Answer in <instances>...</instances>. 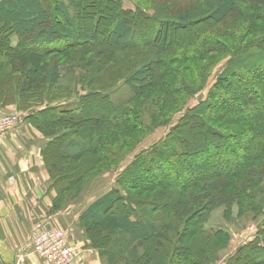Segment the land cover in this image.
I'll return each mask as SVG.
<instances>
[{
  "label": "trees",
  "instance_id": "obj_1",
  "mask_svg": "<svg viewBox=\"0 0 264 264\" xmlns=\"http://www.w3.org/2000/svg\"><path fill=\"white\" fill-rule=\"evenodd\" d=\"M96 1L98 5L91 18L83 21L79 0H0V55L9 60L0 63V76L1 72L6 71L5 76L0 79V105L4 107L14 104L17 111L24 112V120L38 129L48 140L41 157L57 188L58 208H62V204L67 205L81 192L82 186L69 191L70 194L67 196L72 185L76 183L79 185L78 181L86 175L97 177L98 168H94L96 165L105 164L110 167L111 163L115 162V169L119 167L123 157L112 148L109 150L105 148V144L111 141L106 135L123 130L136 134L144 132L142 127L145 125L142 126L141 122H138V118H141L140 113H136L129 106L132 99H136L144 89L163 88L166 90L163 95L165 98H170L168 95H176V102L171 100V105L178 106L180 101L185 103L193 98V95L200 93L204 86L199 81L193 92L185 83L180 85L179 79L177 87H163L162 82L169 78L171 70L160 68L166 59L153 61V55L160 56L172 43V34H168V30L172 28L178 33L180 27L188 26V12H184L180 15V23L177 26L167 19L150 17L155 19L156 23L154 29L149 31L155 33V39L161 34V42L154 47L157 52L150 54L151 57L144 55V59L140 60L142 66L121 80V84L132 94L131 100L114 104L110 99V92L115 86L107 90H84L83 94L74 95L76 101L72 103H68L70 100L65 101L70 99L69 96L44 99L45 93L58 81L61 73L47 67V74L41 82H38L39 79L32 80L31 74L34 69L26 71L24 65L19 66L15 63L21 59V53L60 55L78 48L91 52L93 48L97 49L100 44L104 45L106 42L112 47L117 46L120 51L133 50L149 43L155 46L151 39L150 42L148 38L147 41L142 40L143 27L136 22L139 16L143 15L148 19V15L138 6V0H134L136 5L133 11L125 9L121 0ZM196 1L205 2L198 12L203 16L206 14L205 17L213 23L224 21L237 8L249 10L251 13L247 18L250 23L247 28H252L255 21L264 22V0ZM191 10L193 13L197 12ZM105 13L109 14L111 19L105 18L106 15H103ZM242 16L247 17L245 13H242ZM103 18L111 20V28L101 35L98 33V26L100 19ZM131 19L135 21L131 23ZM244 30L246 31L245 28ZM14 35L19 42L16 46L11 44V37ZM27 35H30L31 39L25 42ZM196 44L199 46V43ZM215 44L218 45L216 41ZM208 51L200 52L206 56ZM222 51L223 47L218 54ZM212 52L209 53L214 55ZM231 55L233 56L229 57L216 78V84L208 91L207 97L193 108L185 110L165 141L158 147H152L147 154L150 159L142 161L140 155L143 154L140 152L141 154L134 156L131 162L124 166L115 182L122 187L125 195L121 196L116 188L110 189L109 192L97 197L81 213L79 220L89 242L99 255L105 258L107 264H145L147 261H150V264H206V262L214 264V256H210L207 244L187 246L183 243L184 229L188 226L193 227L188 231L189 237H185L186 240H195L198 234L208 238L225 239L228 234L222 233V229L210 231L205 228L206 209L230 208L240 204L246 196L249 205L256 208L254 201L259 194L264 193V187L261 189L264 186V35L249 45L238 44ZM166 61H172V64L175 62L172 59ZM46 95L48 97L49 94ZM94 105L99 108L104 106L105 112L100 111L96 114L89 111ZM195 118L209 119L219 124L217 128L211 124L207 125L206 122L202 124L205 128L202 139L207 145L205 148L207 151L210 150L211 154L198 152L195 155L200 154L199 157L193 156L195 158L187 162L184 140L177 132L182 122L192 125ZM224 128H232L237 133L230 135ZM238 139L241 142L236 143ZM76 162L78 164L71 165ZM181 164L188 175L192 174L190 167L193 166L203 174L193 181L194 183L178 186L175 191L174 181L161 173L169 169L177 175L175 166ZM142 168L145 171L142 173L152 175L151 178L148 177L149 180L145 178L140 181L137 178ZM92 173H96L95 176H92ZM60 178L68 179L62 189H59L58 184ZM221 181L225 186L218 187ZM200 186H205V189ZM228 186L231 188L229 191L226 190ZM196 189L204 193L203 196L207 198L208 203L203 206L200 213L191 215L195 211L191 210L188 198L182 201L178 199L183 198V192ZM153 190H157L159 196L166 198L164 205L155 206L143 202V208L138 211L136 202L128 191L149 193ZM191 196L195 197L192 194L186 195ZM261 224L258 239L241 246L225 264H231L240 256L244 260H253L254 264H264V219L261 220ZM100 232L112 235L110 250H105L99 245L102 242L97 239ZM169 235L173 238L170 239ZM157 238H162L164 243ZM141 253H144L143 257ZM259 256L262 257L261 260L258 259Z\"/></svg>",
  "mask_w": 264,
  "mask_h": 264
},
{
  "label": "rangeland",
  "instance_id": "obj_2",
  "mask_svg": "<svg viewBox=\"0 0 264 264\" xmlns=\"http://www.w3.org/2000/svg\"><path fill=\"white\" fill-rule=\"evenodd\" d=\"M121 2L125 9L133 8L134 5H136V2L134 0H121ZM137 2L138 6L142 7L148 15L147 16L145 14L148 19H145L143 15L139 16L136 22L137 25L143 27V29L141 30L142 40L144 39V41H147L146 38H148L150 42L151 39L155 42V46L149 43L146 46L137 47L133 50L120 51L117 46L112 47L109 43L106 42L104 43V45L100 44L97 49L93 48L91 52L87 51L86 49L78 48L65 51L60 55H27L21 53V59L19 58L15 62L19 66L24 65V70L26 71L28 69H34L33 73L31 74V79L34 81L39 79L40 81L38 82H41L42 78L46 76L47 67L49 70L55 69L57 72L61 73L58 81L49 88V92L45 93L44 99H56L57 97L65 98L66 96H69L70 99H65V101L70 100L68 101V103H72L76 101V97L74 95L78 93L83 94L84 90H107V88L115 86L113 91L110 92V99L116 105L122 104V102L131 100L132 94L126 86L121 84V80L123 78H126L127 76H130L133 73V70L142 66L140 60L144 59V55L149 56L150 54L157 52V49L154 47L159 45L161 42L160 39L162 35L158 34V37H156L155 39V33L153 34V32H151L152 29H154V25L156 23V20H153V18L155 17L159 19H167L169 20V22H173V24L177 26V24L180 23V15L184 12H188V26H179L181 30H179L178 33H176V31H173L172 28L168 30V34H172V43L167 47V49L164 50L163 53H161L162 55L160 53V56L158 57L153 55V61H164V59L175 60L174 64H172V61L167 62L165 60L164 65L162 63V67H160L161 70H164L165 68L171 70V75L169 76V78H165L162 82L163 87L175 88L178 86L176 83H178L180 79V85L185 83L194 92L195 86L200 81L202 82L201 85L204 84L203 87L201 86L202 91L196 95H193V98L189 99L185 103H181L180 101L178 106L171 105V100L173 102H176V95H168V97L170 98H165L163 95L165 94L166 90L164 91L163 88H152L149 90L144 89L146 91L143 90L141 94L136 96V99H132L129 106H131L136 113H140L139 116L141 118H138V122H141L142 126L145 125L142 127V129H144V132L136 134L123 130L117 131V133H109L108 135H106V137L110 138L113 142L109 141L108 144H105V148H107L108 150L109 148H112L114 151L118 152L120 156L123 157V160L121 161L119 167L116 169L115 162L111 163L110 167H107L105 164L96 165L94 168H98V172H96L97 177L86 175L85 177H83V179H78L79 185H76L77 183L72 185V188L69 189L66 194L67 196L68 194H70L69 191L73 189L75 190V188L77 190V188L80 186L82 187L79 195L71 199V202H74L73 204L75 205L69 211L71 217L69 218V220L71 222L72 220L75 221V216L78 213L76 212V210L82 209V206L88 203L89 199L93 197L92 194L96 196L97 194L99 195L110 189L116 188L119 190V193H121L120 195L124 196L125 192L123 191L122 187L116 184L115 176L117 177L124 169V166L131 162L134 156H138L140 152L143 154L140 155L142 161H147L148 159H150V156L147 154L150 152L152 147H158L165 141L166 136L169 134L171 129H173V127L177 125L180 116L185 113V110L188 108H193L195 105L199 104L207 97L208 91L212 88L213 85L216 84L217 76L224 68V65L227 63L229 57L233 56L231 54L235 52L238 44H242V46L249 45L252 41L257 40L264 35V22L261 23L255 21L253 24L254 26L252 28L248 27L249 30H247V26H249L250 24L248 23L247 18L251 13L249 12V10L245 11L242 8L235 9L224 21L220 23H213L209 18L205 17L206 14L203 16L201 12H198V10H200L202 7L201 5L205 4V2L202 1L138 0ZM79 3L81 4V19L83 21H87L89 18H91L93 12L96 10L98 1L79 0ZM191 9L197 11L198 13L191 12ZM242 13H245L247 17H243ZM103 15H106L105 18L109 17V14L107 13ZM152 16L153 18L150 19V17ZM105 18L100 19L99 21L98 33L101 35L105 34L106 31L111 28V20H106ZM131 21V23H133L135 19H131ZM244 28L246 29V31L244 30ZM244 31L246 33H244ZM25 39V42L29 41L31 39V36L27 35ZM215 41L218 43V45L215 44ZM196 43H199V46L201 45V48H199ZM222 47L224 51H222L221 54H218V52H221ZM207 50H209L207 52V55L203 56L202 53H206ZM210 51H213L212 53L215 54L211 55L209 53ZM151 56L152 55H150V57ZM211 58L213 59L211 60ZM7 60V58L0 55V63L6 62ZM36 65L38 66L35 67ZM172 71H176L177 73H173ZM5 72L6 71L1 72L0 79L1 77L5 76ZM199 87L200 86H198V88ZM54 90L55 92H53ZM46 94H49V98ZM153 96L154 98H152ZM226 97L227 96H225L224 98L227 99ZM105 110L106 109H104V106H101L99 108V106L94 105L89 108V111H93V113L96 112V114H99L100 111L105 112ZM8 114H18L22 116L24 115V112L21 113L15 108L13 111H10L8 113H0V115ZM204 122H206L207 125H213L215 128H217L219 124L218 122L216 123L212 120L209 121V119L207 120L203 118H195V121L192 125H187V123L183 124L182 122V125L177 132L184 140V154H186L185 158H187V162H189L192 158L199 157L200 154L195 155L198 152L207 155L211 154V151L209 150V152L207 151L208 149L205 148V146L207 145L205 144V142H203L202 139V134L205 129L204 125H202ZM32 127L34 128V126ZM224 130L227 131V133H230V135L237 133V131L232 130V128H224ZM226 140L229 141L230 139ZM238 141L239 139L236 143H238ZM63 149L64 146L62 148V151ZM228 157L229 155L227 154V158ZM74 164H78V162L71 165ZM101 166H104L106 168H103ZM175 168H177V175H175L174 172L169 169H167L166 172L161 173L166 174V178L168 177L169 180L174 181L176 185L174 188L175 191L183 184L187 185L190 183H194L193 181H196V179L203 174L198 170H195L197 167L194 168V166L190 167V170H192L191 175H188L186 172H184L182 164L179 166H175ZM84 171L89 172L87 170ZM257 171L259 172L258 169ZM142 172H145L143 168L139 172L141 174H139V177H137L139 180L145 178L149 180L152 177V175H147V173ZM96 173H92V176H95ZM260 174L261 173L259 172V175ZM88 176L91 178H89ZM149 176L150 178H148ZM131 180L132 178L130 179V181ZM67 181L68 179L60 178L58 183L60 186L59 189H62L67 184ZM221 186H225V183L223 181H221L218 185V187ZM200 187L205 189V186ZM263 187L264 186H262L261 189H263ZM226 188L225 189L228 191L231 190L230 186ZM194 192H196V194ZM128 194L136 202L138 211L143 208V202L159 206L164 205V202L166 200L165 197L159 196L157 190H153V192L149 193L128 191ZM183 194V198H179L178 201H182L188 198L187 201L191 203V210L195 211L191 215L200 213L203 210V206L207 205L208 203L207 198L203 196L204 193L200 190L196 189L187 192L185 191L183 192ZM187 194H192L195 197H186ZM244 199L245 200L240 202V204H235L230 208L214 207L210 209L211 211L209 209H206L207 214L205 216V228L210 231H218V229H222V233L228 234L225 239H216L214 237L208 238L206 236L198 234L195 240H186L185 237H189L188 231H191L193 229L192 226H188L187 229L185 228V231H183L185 236L182 238V240H184L183 243L187 244V246H197L198 244L206 246L207 244V248L210 251V256H214V264L216 262V264H225L231 257V255L233 256L234 253L238 252L241 249V246H243L244 244L255 242V240L258 239V230L262 227L261 220L264 219V206H262V204L264 205V193L259 194L258 198L254 201L256 203V208H253V206L249 205L247 196ZM71 202L69 201V203ZM61 206L64 207L66 205L62 204ZM157 209H159V207H157ZM94 231L96 232L95 229ZM169 237L170 239L173 238L170 235ZM97 239L102 241L100 242L101 244H99L101 245V248H104L105 250L111 249V234H108L107 232H100L99 236L97 235ZM157 239L162 240V238ZM162 241L164 243V240ZM211 250H213L212 253ZM258 253L262 252L258 251ZM258 253L256 254V256L258 255ZM143 254L144 253H141L142 257ZM242 258L243 257L240 256L238 259L232 261L231 264H254L253 260L249 261ZM260 258L262 259L261 256H259L258 259ZM213 260L211 259L212 263ZM149 262L150 261H147L145 264H150ZM207 263L208 262H206V264Z\"/></svg>",
  "mask_w": 264,
  "mask_h": 264
},
{
  "label": "crops",
  "instance_id": "obj_3",
  "mask_svg": "<svg viewBox=\"0 0 264 264\" xmlns=\"http://www.w3.org/2000/svg\"><path fill=\"white\" fill-rule=\"evenodd\" d=\"M11 44H19L16 35L11 37ZM14 109L12 104L0 105V113ZM24 118L22 115L21 123L0 137V264H51L37 258L31 250L34 228L40 223L63 230L82 264H107L92 247L79 218L97 197L110 190L92 194L89 202L76 210L75 221L71 222L69 211L74 202L62 208L56 206L57 188L41 157L48 140Z\"/></svg>",
  "mask_w": 264,
  "mask_h": 264
},
{
  "label": "built area",
  "instance_id": "obj_4",
  "mask_svg": "<svg viewBox=\"0 0 264 264\" xmlns=\"http://www.w3.org/2000/svg\"><path fill=\"white\" fill-rule=\"evenodd\" d=\"M22 121L18 114L0 115V137L8 135ZM31 239L33 255L51 264H82L75 247L67 243L63 230L37 224Z\"/></svg>",
  "mask_w": 264,
  "mask_h": 264
},
{
  "label": "bare ground",
  "instance_id": "obj_5",
  "mask_svg": "<svg viewBox=\"0 0 264 264\" xmlns=\"http://www.w3.org/2000/svg\"><path fill=\"white\" fill-rule=\"evenodd\" d=\"M7 136V135H6Z\"/></svg>",
  "mask_w": 264,
  "mask_h": 264
}]
</instances>
